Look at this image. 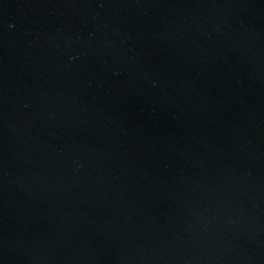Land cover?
Masks as SVG:
<instances>
[{
	"label": "water",
	"instance_id": "1",
	"mask_svg": "<svg viewBox=\"0 0 264 264\" xmlns=\"http://www.w3.org/2000/svg\"><path fill=\"white\" fill-rule=\"evenodd\" d=\"M0 264H264V0H0Z\"/></svg>",
	"mask_w": 264,
	"mask_h": 264
}]
</instances>
